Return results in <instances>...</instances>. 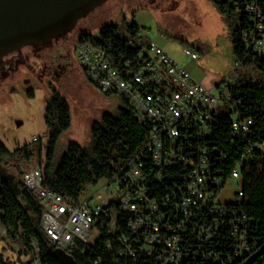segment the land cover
Instances as JSON below:
<instances>
[{"label":"built area","instance_id":"2783aa9c","mask_svg":"<svg viewBox=\"0 0 264 264\" xmlns=\"http://www.w3.org/2000/svg\"><path fill=\"white\" fill-rule=\"evenodd\" d=\"M234 2L241 6L250 24L244 39L248 53L264 58V0ZM138 34L145 43L134 70L116 71L108 65L105 51L88 41L76 43L75 55L88 82L103 95L115 94L125 99L138 122L147 127V137L140 148L116 168L111 178L100 179L102 183L91 185L97 184L94 191L80 195L75 202L42 185L38 163L22 175L24 185L42 208V230L50 253L59 248L71 256L78 241L92 244L102 229L113 233L119 214L127 212L130 236L120 240L122 254L134 257L128 241L131 237L139 251L152 258L142 264H185L190 257L186 248L189 238H210L218 225L216 218L210 223L208 219L214 214L221 217L220 204L226 202L218 196L226 180L240 178L239 167L250 156L251 146L247 145L229 176H218L210 150L200 142L209 135L210 122L221 108H235L230 101L229 84L222 78L213 87L204 86L150 39L143 28ZM185 52L196 58L194 52ZM239 64L235 62L234 68ZM231 118V134L244 138L251 120L239 118L236 112ZM256 146L264 149V143ZM211 150L218 151L215 147ZM180 164L190 167L185 186H174L170 193L156 198L149 181H160L166 168ZM241 195L239 187L230 201L238 202ZM105 246L111 249L109 242ZM3 257L8 264H48L35 238L21 244L13 258ZM92 264L102 263L96 259Z\"/></svg>","mask_w":264,"mask_h":264},{"label":"trees","instance_id":"16d2710c","mask_svg":"<svg viewBox=\"0 0 264 264\" xmlns=\"http://www.w3.org/2000/svg\"><path fill=\"white\" fill-rule=\"evenodd\" d=\"M210 1L227 27L235 62L239 61L240 64L232 71L231 75H235L232 84H229L230 101L235 104V108H221L210 122L209 135L201 139L200 143L210 150L212 166L223 179L229 176L245 146H251V153L239 167L242 192L240 200L220 204L221 217L214 214L208 219L210 223L212 218H216L218 225L208 240L189 238L186 248L190 257L185 264H264V149L256 146L264 143V58L248 53L244 39L250 24L241 6L234 0ZM123 24L125 35L121 33L118 24L106 23L99 28L96 36L89 32L79 33L76 43L88 41L102 48L108 65L118 72L134 70L145 38L138 34L140 27L132 21L124 19ZM75 75L96 89L85 78L78 64ZM32 94L31 92L30 95ZM119 98L121 105L117 114L104 112L99 121L91 123L90 150L71 141L57 162H54L58 140L69 129L71 114L65 97L51 88V95L44 108L47 140L42 159L40 149L36 150L44 187L75 202L88 186L100 179L111 178L116 168L123 166L140 148L147 137V127L138 122L129 103ZM234 112L241 119L251 120L244 138L231 134V117ZM211 147L218 151H212ZM33 157V150L26 145L9 151L0 140V164L12 161L16 169V173L5 175L0 171V225L9 236L19 239L22 245L30 238H35L39 242L40 253L48 264H57L44 240L42 208L22 179L20 167L26 166ZM189 171L190 167L185 164L166 168L160 181H149L152 194L160 198L170 193L174 186L183 188ZM129 217L127 212H121L117 218L116 230L106 233L102 229L92 244L78 241L77 249L71 254L74 264H92L96 259L102 264L151 262L152 258L140 252L139 246L135 245L131 237L128 241L135 251L134 257L121 253V238L130 236L127 229ZM106 242L110 243V250L106 249ZM0 264H8L2 254Z\"/></svg>","mask_w":264,"mask_h":264},{"label":"rangeland","instance_id":"374dc122","mask_svg":"<svg viewBox=\"0 0 264 264\" xmlns=\"http://www.w3.org/2000/svg\"><path fill=\"white\" fill-rule=\"evenodd\" d=\"M124 19L143 28L197 82L213 87L225 78L227 84H232L235 75H231L235 67L232 45L227 27L210 0H105L56 36L51 45H57L64 53L60 62L53 55L56 48L46 43L24 45L19 52L11 51L0 58V140L9 151L26 145L34 152L32 160L20 167L22 175L31 165H41L36 150L40 149L42 159L47 140L44 108L51 88L65 97L71 114L70 127L58 140L54 162L68 142L90 150L91 123L99 121L104 112L117 114L121 105L119 96L103 95L75 75V46L79 33L96 36L106 23L118 24L125 35ZM186 49L194 52L196 58L188 55ZM0 167L4 175L16 173L12 161ZM96 187L97 184L88 186L82 197ZM239 187L240 178L226 180L219 200L230 201ZM20 247V240L9 236L0 225L3 256L13 258Z\"/></svg>","mask_w":264,"mask_h":264},{"label":"water","instance_id":"95a60500","mask_svg":"<svg viewBox=\"0 0 264 264\" xmlns=\"http://www.w3.org/2000/svg\"><path fill=\"white\" fill-rule=\"evenodd\" d=\"M105 0H0V58L24 45L44 40L71 26ZM3 173V168L0 167ZM57 264H74L59 248Z\"/></svg>","mask_w":264,"mask_h":264},{"label":"flooded vegetation","instance_id":"af4514ba","mask_svg":"<svg viewBox=\"0 0 264 264\" xmlns=\"http://www.w3.org/2000/svg\"><path fill=\"white\" fill-rule=\"evenodd\" d=\"M61 32H62V31H60V32H58V33H56V34H54V35H52V36H50V37H48V38H46V39H44V40H41V41H39V42H35V43H32V44H28V45L32 46V45H35V44L46 43V44H48V46H52V45H51L52 42L54 43L56 36H58ZM56 46H57V45H56ZM56 46H54V48H56V49H54V54H53V55H56V58H58V59H59V62H60V60L63 59V54H62V52L58 49V47H56ZM20 50H21V48L18 49V50H16V52H19Z\"/></svg>","mask_w":264,"mask_h":264},{"label":"crops","instance_id":"0c3cea01","mask_svg":"<svg viewBox=\"0 0 264 264\" xmlns=\"http://www.w3.org/2000/svg\"><path fill=\"white\" fill-rule=\"evenodd\" d=\"M80 76H81V78H83L81 73H80Z\"/></svg>","mask_w":264,"mask_h":264}]
</instances>
